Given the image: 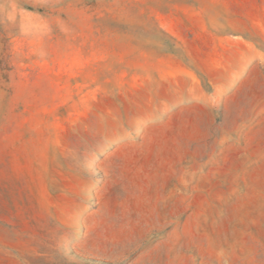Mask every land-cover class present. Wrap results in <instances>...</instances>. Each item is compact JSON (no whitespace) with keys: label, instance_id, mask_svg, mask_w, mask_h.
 <instances>
[{"label":"rangeland","instance_id":"374dc122","mask_svg":"<svg viewBox=\"0 0 264 264\" xmlns=\"http://www.w3.org/2000/svg\"><path fill=\"white\" fill-rule=\"evenodd\" d=\"M135 153L166 224L82 225ZM0 264H264V0H0Z\"/></svg>","mask_w":264,"mask_h":264},{"label":"crops","instance_id":"0c3cea01","mask_svg":"<svg viewBox=\"0 0 264 264\" xmlns=\"http://www.w3.org/2000/svg\"><path fill=\"white\" fill-rule=\"evenodd\" d=\"M111 158L112 176L107 174L109 166L102 167L106 176L96 183L94 205L82 217L81 224L131 227L135 240L141 241L152 227L166 224L161 203L162 195L168 192L170 165L157 153L113 154ZM82 237L79 236V243ZM79 247L78 244L75 250L83 253Z\"/></svg>","mask_w":264,"mask_h":264}]
</instances>
